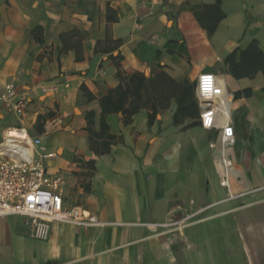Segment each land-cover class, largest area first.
Wrapping results in <instances>:
<instances>
[{
    "label": "crops",
    "instance_id": "1",
    "mask_svg": "<svg viewBox=\"0 0 264 264\" xmlns=\"http://www.w3.org/2000/svg\"><path fill=\"white\" fill-rule=\"evenodd\" d=\"M253 41L264 55V0H0V93L27 98L0 136L39 138L64 203L105 223L53 222L40 240L0 217V264H264V60L241 56ZM202 72L225 92L224 149L200 125ZM239 221L242 236L217 230Z\"/></svg>",
    "mask_w": 264,
    "mask_h": 264
},
{
    "label": "built area",
    "instance_id": "2",
    "mask_svg": "<svg viewBox=\"0 0 264 264\" xmlns=\"http://www.w3.org/2000/svg\"><path fill=\"white\" fill-rule=\"evenodd\" d=\"M224 89L215 74L202 72L197 76L195 95L200 107L199 120L204 129H216V140L222 149L234 143ZM27 104L24 94L13 83H6L0 93V105L20 116ZM211 141V148L216 146ZM46 151L39 138H31L23 126H8L0 140V217L18 215L26 219L31 236L44 240L50 224L61 222L75 227L103 226L96 215L81 205L64 203L62 179L47 172L46 160L54 157ZM226 159L222 157L221 186H228Z\"/></svg>",
    "mask_w": 264,
    "mask_h": 264
},
{
    "label": "rangeland",
    "instance_id": "3",
    "mask_svg": "<svg viewBox=\"0 0 264 264\" xmlns=\"http://www.w3.org/2000/svg\"><path fill=\"white\" fill-rule=\"evenodd\" d=\"M243 8V6H242ZM248 34L250 33H246L245 35V39L249 36ZM14 119H15V114L13 115L12 113H7L4 115V118L0 120V130H1V126L3 124H6L8 122H14ZM0 140H1V136H0ZM13 219V217H11V220ZM10 221V220H9ZM218 225H215L214 226V223H208V224H201L199 226H194V227H191L189 231H192V232H197L198 229H203L205 228L206 230H213V229H216ZM219 232H222V233H231V234H240L241 236L245 233V223H241V221L238 222L237 226L229 228V225L226 224L225 227H221L219 229ZM218 232V231H217ZM242 245L239 243L238 241V244H237V252L239 254H242V250L243 248H241Z\"/></svg>",
    "mask_w": 264,
    "mask_h": 264
},
{
    "label": "trees",
    "instance_id": "4",
    "mask_svg": "<svg viewBox=\"0 0 264 264\" xmlns=\"http://www.w3.org/2000/svg\"><path fill=\"white\" fill-rule=\"evenodd\" d=\"M215 4H219V1H216ZM212 30L213 29L209 30L208 33H211ZM241 56L248 57L253 63H256L258 61V59L264 60L263 53L257 48V46H256L254 41L249 45V47H247V49H245L241 53ZM102 110H103V108H102ZM105 110L106 109L104 108V111H103L104 113H105Z\"/></svg>",
    "mask_w": 264,
    "mask_h": 264
}]
</instances>
